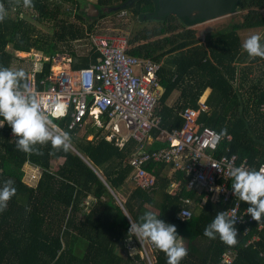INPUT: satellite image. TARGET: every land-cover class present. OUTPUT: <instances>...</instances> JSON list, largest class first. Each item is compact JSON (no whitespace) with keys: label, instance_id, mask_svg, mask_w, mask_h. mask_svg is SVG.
<instances>
[{"label":"trees","instance_id":"1","mask_svg":"<svg viewBox=\"0 0 264 264\" xmlns=\"http://www.w3.org/2000/svg\"><path fill=\"white\" fill-rule=\"evenodd\" d=\"M63 1L77 10L92 5L98 16L91 17L87 9L75 10L73 16L79 22L75 23L64 18L72 11L62 13L57 0H32V7H25L23 0H0L7 11L0 22V66L22 67L29 73L32 61L14 53L35 51L46 57L67 53L72 58V69L88 67L100 58L92 44L89 42L86 54L72 50L71 44L95 32L93 23L110 14V9L129 11L141 22L156 24L151 30L131 32L127 53L161 63L158 77L162 93L155 108L159 127L166 131L180 129L184 124L182 111L198 109L200 97L209 90L204 101L206 109L200 110L197 122L219 134L226 129L223 139L231 138L220 144L215 156L236 155L237 163L245 160L249 169L257 170L264 164V84L246 83V73L238 76L239 65L247 60L264 68V59L249 58L241 35L245 31L263 32L264 43V0H237L234 12L248 10L242 21L207 35L203 41L177 17L158 16L157 0ZM85 19L92 23L85 26ZM29 20L50 24L51 33H38ZM50 67L49 61L42 62L37 79L47 75ZM175 92L179 93L177 99L169 105ZM52 120L70 135L69 146L73 149L56 150L48 143L36 145L40 154L24 153L17 150L16 138L9 136L10 126L5 124L0 129V186L11 179L16 188L7 209L0 212V264H167L163 252L154 246L151 250L147 240L140 243L135 237L131 239L137 252L119 253L128 237L130 220L138 222L148 211L175 225L178 235L184 238L188 255L180 264H220L227 251L236 254L232 264H264V230H257L258 225H264V216L260 222L249 224L248 235H243L240 227L235 245L223 243L218 236L209 239L203 235L205 227L227 204L211 198L205 202L202 194L186 188L187 178L182 173L152 160L144 169L155 176L154 186L148 190L135 187L129 165L136 154L133 141L119 148L92 124L86 125L85 135L79 137L81 127L68 129L69 115ZM158 135V130L151 132L154 141L147 151L166 146L157 140ZM55 160L61 163L57 170L53 169ZM26 164L40 170L32 185L23 181ZM172 183L176 184L174 199L193 202L191 218L177 219L181 205H168L167 191ZM247 207L240 201L241 210ZM255 235L259 240L248 243ZM144 248L150 257L140 255Z\"/></svg>","mask_w":264,"mask_h":264},{"label":"built area","instance_id":"2","mask_svg":"<svg viewBox=\"0 0 264 264\" xmlns=\"http://www.w3.org/2000/svg\"><path fill=\"white\" fill-rule=\"evenodd\" d=\"M88 38L100 58L85 68L72 69V58L67 53L46 57L31 51L32 68L27 83L30 91L41 95L42 111L55 120L69 115V130L88 122L105 128L108 131L106 140H114L119 148L129 140L133 141L136 154L129 160V165L132 167L130 180L135 187L148 190L155 184V176L144 169L147 162L152 160L171 165L172 171L187 178L188 190L202 194L205 200L211 198L227 204L224 211L232 210L229 215L237 219L238 232L243 226L242 234L248 235L253 220L245 214L246 209H240L239 199L234 196L232 188H228L232 181L229 169L248 168V165L245 160L238 164L236 155L215 156L220 144L231 138L226 136L223 139L216 131L197 122L200 110L206 109L204 101L199 102L198 109L185 108L182 111L184 124L180 129H161L160 119L155 115L162 93L158 77L161 63L129 55L128 38L124 35L91 32ZM44 61L51 63L50 71L38 80L37 72ZM120 125L124 126L127 136H121ZM153 130L159 131L157 140L166 146L147 151L146 147L153 142ZM9 136L13 137V134ZM261 166L264 164L259 168ZM38 178L32 174L30 181L35 182ZM192 206L190 199H182L177 219L191 218ZM257 230H264V225H258ZM258 240L255 235L248 243ZM148 243L152 250L153 245ZM143 252L148 256L145 249ZM235 257L234 252L227 251L222 254L220 264H232Z\"/></svg>","mask_w":264,"mask_h":264},{"label":"clouds","instance_id":"3","mask_svg":"<svg viewBox=\"0 0 264 264\" xmlns=\"http://www.w3.org/2000/svg\"><path fill=\"white\" fill-rule=\"evenodd\" d=\"M23 5L32 7V0H23ZM6 16L5 6L0 3V22H3ZM261 41L262 37L258 34L245 39L242 47L249 57L264 59V43ZM27 81L28 73L24 68L0 66V117L3 118L0 119V127L5 124L10 126L18 151L40 154L36 145L48 143L53 149L67 151L70 135L60 129L48 113L42 111L41 95L30 91ZM220 135H227V130H222ZM229 175L232 178L231 188L234 196L249 205L245 214L257 223L260 222L264 216V166L258 170L243 166L232 167L229 169ZM15 194L14 181H4L0 186V212L7 209L8 202ZM231 211H218L212 222L205 227L203 235L213 240L218 236L223 243L235 245L238 235L237 219L230 217ZM183 214L182 211L181 215ZM132 237L140 243L149 241L165 254L167 264H180L188 255L183 243L184 238L178 235L176 226L166 223L150 211L140 216L138 222L130 220L129 241ZM135 252V249L129 250L130 255Z\"/></svg>","mask_w":264,"mask_h":264},{"label":"rangeland","instance_id":"4","mask_svg":"<svg viewBox=\"0 0 264 264\" xmlns=\"http://www.w3.org/2000/svg\"><path fill=\"white\" fill-rule=\"evenodd\" d=\"M87 1L88 2H94V3L97 2V0H87ZM57 4L61 8L62 13H68V11H72V14L70 17L67 16L64 18L69 22H75V23H77L78 21L73 16V11L76 10L77 12H80V11L83 12L85 9L88 8V7L86 8L83 6L77 10L75 7H72L69 3H66L63 0H57ZM103 10L106 13L109 12V11H107V9H103ZM247 11L248 10L237 11L230 16H226L223 18L214 19L212 21L196 24V25L191 26V28L196 31L197 36L200 37L203 41L207 35L215 34L219 31H221L222 29L230 26L231 24L240 23L242 21L244 15L247 13ZM261 13L264 16V9L261 10ZM85 21H86L84 23L85 26L87 24L92 23V20H86L85 19ZM29 22L34 26V28L36 29V31L38 33H40L42 35H48L51 33L50 24L45 23V22L44 23H37L36 21H33V20H29ZM155 25H156L155 23L141 22V21L133 18L132 13H130L129 11H117L116 10V11H112L110 14H107V16H104L102 18L97 19L93 23V30L95 31V33L98 32V33H103V34H108V35L121 34V35L126 36L127 38H130L131 32H137L140 29L151 30V29L155 28ZM252 32H254V31H245V32L241 33L243 42L245 41V39L247 37L254 34ZM262 33L263 32H259L256 34L261 36ZM89 42H90L89 38H88V36H86L85 38H83L79 41L73 42L71 44V48H72V50H75L79 54H86L87 50L90 47ZM141 43H143V42H141ZM9 51L12 52L11 49H9ZM32 52H35V51H32ZM35 53L38 54V52H35ZM14 54L17 55V57H19V58H28V60L31 61V56H30V55H32L31 52H30V54H26V53H22V52L21 53L15 52ZM249 58L252 59L251 57H249ZM243 73H246L247 77H248L246 83H251V82L258 83L260 81L264 84V68L260 65V63H252L251 61L247 60L246 63L239 65L238 76H242ZM247 85L248 84H246V86ZM208 94H209V90H206L203 93V95L200 97L199 102L205 100L206 97L208 96ZM101 129H102V135H105L108 133V131L105 128H101ZM120 129H121V136H127V132H126L123 125H120ZM86 131H87V126L80 128L77 135L79 137H81V136L85 135ZM87 138H88V140H91L92 136H88ZM59 163L60 162H58L57 168L60 166ZM23 170L25 171V177L23 178V181L25 183H27L28 185L34 184L33 182L30 181V174L35 175V173H32L33 168L30 167L29 165H26L23 168ZM36 172H37L36 176L39 177L40 170H37ZM130 187L133 188L134 185H132L130 183ZM130 249H135L137 252L138 248H137L134 240L131 239L129 241V238L127 237L124 240V248L122 250L119 249V253L121 255H123L126 253V251L129 252ZM145 251H146V254L148 255V257H150L149 250L145 249ZM140 255H142L144 257V252Z\"/></svg>","mask_w":264,"mask_h":264},{"label":"water","instance_id":"5","mask_svg":"<svg viewBox=\"0 0 264 264\" xmlns=\"http://www.w3.org/2000/svg\"><path fill=\"white\" fill-rule=\"evenodd\" d=\"M128 3L131 4L132 1ZM157 4L158 16L171 15L177 17L185 25L193 26L234 14L237 0H157ZM117 9L113 8L110 11ZM87 13L91 17H97L99 12L90 5Z\"/></svg>","mask_w":264,"mask_h":264},{"label":"crops","instance_id":"6","mask_svg":"<svg viewBox=\"0 0 264 264\" xmlns=\"http://www.w3.org/2000/svg\"><path fill=\"white\" fill-rule=\"evenodd\" d=\"M178 92H175L172 96H171V98L168 100V104L169 105H172L174 102H175V100L177 99V96H178ZM203 101H205V100H203ZM88 124H92L93 126H96L95 124H93V123H91V122H89V123H85V125H83L81 128H83V127H85L86 125H88ZM97 127V126H96ZM99 128V127H98ZM106 135V134H105ZM88 139V138H87ZM153 141H154V139H153ZM153 143V142H152ZM58 160H55L54 161V170H57L58 168H57V166H58ZM59 164H61V163H59ZM26 165H29V164H26ZM25 165V166H26ZM24 166V167H25ZM30 167H32L33 168V170H32V173H35V175H37L36 173V171L37 170H39L37 167H33V166H31V165H29ZM172 171V170H171ZM173 172V171H172ZM32 174H30V176H31ZM29 177V176H28ZM36 182V181H35ZM35 182H33V183H35ZM176 190V184L175 183H172L171 185H170V187H169V189H168V191H167V203H168V205H170V206H173V207H179L180 205H181V200L182 199H178V200H176V199H174V191Z\"/></svg>","mask_w":264,"mask_h":264}]
</instances>
